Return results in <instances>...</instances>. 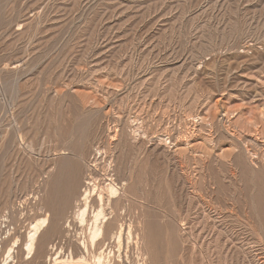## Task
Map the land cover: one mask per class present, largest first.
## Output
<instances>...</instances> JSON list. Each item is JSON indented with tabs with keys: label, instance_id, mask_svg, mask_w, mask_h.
<instances>
[{
	"label": "rangeland",
	"instance_id": "obj_1",
	"mask_svg": "<svg viewBox=\"0 0 264 264\" xmlns=\"http://www.w3.org/2000/svg\"><path fill=\"white\" fill-rule=\"evenodd\" d=\"M86 177L109 264H264V0H0V263L82 253Z\"/></svg>",
	"mask_w": 264,
	"mask_h": 264
},
{
	"label": "bare ground",
	"instance_id": "obj_2",
	"mask_svg": "<svg viewBox=\"0 0 264 264\" xmlns=\"http://www.w3.org/2000/svg\"><path fill=\"white\" fill-rule=\"evenodd\" d=\"M88 176L92 175L89 174ZM87 177L81 195L75 201L72 211L71 221L75 223V227L70 220L67 221V228L69 227L71 232L73 229L75 230L73 237L76 236L78 238L82 253L76 256L72 252L67 251L68 253H64L61 250L56 252L52 256V260L46 264H109V257H106L103 252H97L96 247L105 236L106 226L112 222L108 209H111L112 203L126 197L127 193L124 189L125 186H119L112 179L106 185V188H102L92 179L89 178L88 180ZM48 224V216L38 217L29 224L22 246L23 257L26 261L33 258L38 239ZM111 237L115 240L116 247L120 248L124 240L128 245L134 241L135 245L139 247L140 241L138 242L134 238L131 223L126 228L124 224L119 223L116 232ZM17 245L18 239L14 240L6 249L5 256L0 264L15 263L14 254ZM145 254L141 255L142 258L140 257L141 259L138 261V264H144V257L147 256Z\"/></svg>",
	"mask_w": 264,
	"mask_h": 264
}]
</instances>
